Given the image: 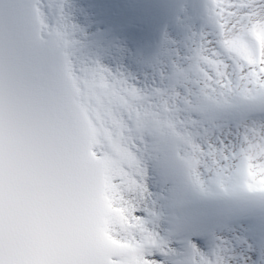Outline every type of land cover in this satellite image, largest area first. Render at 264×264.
<instances>
[{"label": "snow or ice", "instance_id": "obj_1", "mask_svg": "<svg viewBox=\"0 0 264 264\" xmlns=\"http://www.w3.org/2000/svg\"><path fill=\"white\" fill-rule=\"evenodd\" d=\"M0 264H264V0H0Z\"/></svg>", "mask_w": 264, "mask_h": 264}]
</instances>
